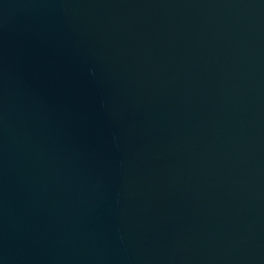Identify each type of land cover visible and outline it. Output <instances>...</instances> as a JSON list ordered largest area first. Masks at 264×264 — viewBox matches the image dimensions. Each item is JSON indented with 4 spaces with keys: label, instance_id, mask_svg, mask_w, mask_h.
<instances>
[{
    "label": "water",
    "instance_id": "water-1",
    "mask_svg": "<svg viewBox=\"0 0 264 264\" xmlns=\"http://www.w3.org/2000/svg\"><path fill=\"white\" fill-rule=\"evenodd\" d=\"M0 264H264V0H0Z\"/></svg>",
    "mask_w": 264,
    "mask_h": 264
}]
</instances>
